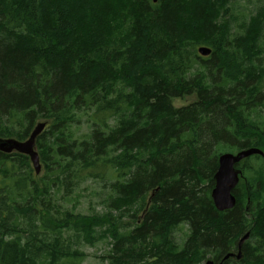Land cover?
<instances>
[{
	"label": "trees",
	"instance_id": "1",
	"mask_svg": "<svg viewBox=\"0 0 264 264\" xmlns=\"http://www.w3.org/2000/svg\"><path fill=\"white\" fill-rule=\"evenodd\" d=\"M234 1L0 0V138L46 123L39 176L0 151V264H82L99 238L106 264L217 263L247 232L224 264H264V156L231 209L211 198L221 153L264 152V6ZM86 181L104 213L75 211Z\"/></svg>",
	"mask_w": 264,
	"mask_h": 264
},
{
	"label": "water",
	"instance_id": "2",
	"mask_svg": "<svg viewBox=\"0 0 264 264\" xmlns=\"http://www.w3.org/2000/svg\"><path fill=\"white\" fill-rule=\"evenodd\" d=\"M197 52L201 56H208L211 53V49L207 46H199ZM45 126V122L36 123L29 137L24 141L13 138H0V151L4 153L15 151L27 155L35 173L38 174L41 165L36 152L35 140ZM252 155L264 156V152L259 148L252 147L236 153L225 152L219 155L218 167L214 174V186L211 189V198L218 211L229 210L235 205L236 198L233 194V189L237 186L240 178L243 177L241 169L237 168L236 164ZM248 236L249 233L247 232L240 238L236 252H228L218 263H215L211 259H207L204 264H224V261L228 258L239 260L241 258V244Z\"/></svg>",
	"mask_w": 264,
	"mask_h": 264
},
{
	"label": "rangeland",
	"instance_id": "3",
	"mask_svg": "<svg viewBox=\"0 0 264 264\" xmlns=\"http://www.w3.org/2000/svg\"><path fill=\"white\" fill-rule=\"evenodd\" d=\"M261 6H264V0H235L232 8L238 21L240 22L244 19H247ZM238 21L236 22L235 28H237V24L239 23ZM193 100L194 96L188 95L183 98H175L172 100V103L175 107H181L191 103ZM252 159L256 160L255 158ZM252 161L251 163L254 165L255 163ZM41 173L42 169L40 168V172L36 175L39 176V174ZM100 185L101 183L93 181H86L84 184H82V187L79 191L78 203L75 206L76 212L81 213L83 215L104 213V205L101 202V197L99 196V194L102 192V187H100ZM92 191L94 192V194L91 193ZM73 204L74 202L65 203V205L68 207H71ZM128 221L130 220L124 218L122 220V223ZM185 232H187V229L184 225L178 227V229L173 234L175 240L177 242H180L184 238ZM110 242V239L99 238L94 242L93 245L81 242L79 244H75V242H73L71 244V247H78L84 253L82 264H106V262L103 261L102 256L108 252L110 248ZM204 262H202L201 264H204Z\"/></svg>",
	"mask_w": 264,
	"mask_h": 264
},
{
	"label": "flooded vegetation",
	"instance_id": "4",
	"mask_svg": "<svg viewBox=\"0 0 264 264\" xmlns=\"http://www.w3.org/2000/svg\"><path fill=\"white\" fill-rule=\"evenodd\" d=\"M218 263V262H217Z\"/></svg>",
	"mask_w": 264,
	"mask_h": 264
}]
</instances>
